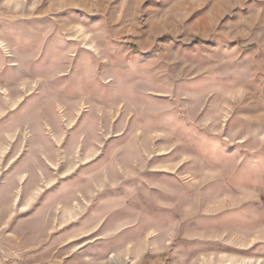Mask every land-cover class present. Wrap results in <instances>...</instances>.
<instances>
[{
	"label": "rangeland",
	"instance_id": "rangeland-1",
	"mask_svg": "<svg viewBox=\"0 0 264 264\" xmlns=\"http://www.w3.org/2000/svg\"><path fill=\"white\" fill-rule=\"evenodd\" d=\"M0 264H264V0H0Z\"/></svg>",
	"mask_w": 264,
	"mask_h": 264
}]
</instances>
